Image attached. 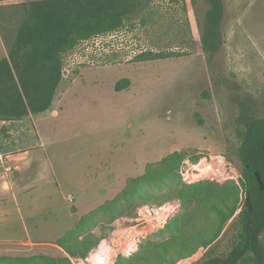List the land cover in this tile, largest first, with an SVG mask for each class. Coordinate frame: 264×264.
Returning a JSON list of instances; mask_svg holds the SVG:
<instances>
[{
	"label": "rangeland",
	"instance_id": "obj_1",
	"mask_svg": "<svg viewBox=\"0 0 264 264\" xmlns=\"http://www.w3.org/2000/svg\"><path fill=\"white\" fill-rule=\"evenodd\" d=\"M184 1L186 14L175 0H153L148 11L122 30L81 43L66 54L64 80L53 104L59 114L36 121L50 172L38 175L35 161L25 162L28 155L23 153L29 152L32 158L38 154L32 146L11 158L14 168L26 170L23 178L32 186L19 195L20 215L28 218V204L43 217L54 214L61 201V209L79 217V235L93 232L96 240L88 254L94 255L107 241L103 252L109 264H134L136 253L149 241H163L178 230L181 202L165 199L164 193L179 177L181 185L186 184L184 161L196 165L210 155H220L242 172L237 156L241 108L264 117V0H222L223 45L212 64L202 50L198 26L206 11L205 0H197L195 6L191 0ZM23 2L28 1L0 5L14 7ZM145 51L186 56L131 62ZM7 57L0 31V59ZM122 79H129L131 85L117 92L115 86ZM25 125L35 132L31 124ZM176 151L185 153L177 176L158 184L131 183ZM240 191V204H245V189ZM86 192H92L97 202L86 198ZM165 208L168 214L162 211ZM225 231L211 246H217L218 253L229 248L233 233L224 236ZM16 232L20 237L23 230L17 227ZM42 235L39 239L54 238L53 233ZM74 240L63 243L78 251L75 256L57 241L40 247L7 243L0 245V257L44 256L55 260L49 264H59L58 260L72 264L71 259L86 252ZM132 242L136 249L128 256L125 251ZM205 252L177 264H194Z\"/></svg>",
	"mask_w": 264,
	"mask_h": 264
},
{
	"label": "trees",
	"instance_id": "obj_2",
	"mask_svg": "<svg viewBox=\"0 0 264 264\" xmlns=\"http://www.w3.org/2000/svg\"><path fill=\"white\" fill-rule=\"evenodd\" d=\"M152 1L33 0L14 7L0 5V31L8 52L7 58L0 59V122L23 121L31 115L48 112L64 80L65 55L81 43L122 30L127 22L148 11ZM175 1L186 14V2ZM191 3L195 6L197 0ZM205 3L206 11L198 26L202 50L212 64L223 45L225 6L222 0H205ZM183 56H186L184 52L145 51L131 62ZM130 85L129 79H122L115 90L121 92ZM237 123L240 138L237 156L242 164L245 204H240L241 191L234 183L219 185L202 181L181 185L179 177L164 193L165 199L181 202L183 213L178 217V230L163 241H149L136 253L134 264H177L206 250L194 264H264V191L260 190L255 174L258 172L264 180V117L241 108ZM184 159L185 153L173 152L131 183L158 184L177 176ZM80 223L57 243L75 256L78 251L71 250L63 241L70 238L75 239V244L80 241L86 250L79 256L83 258L93 248L96 238L93 232L85 236L88 239L79 235ZM224 230V236L233 234L228 240V250L218 253L217 246H211ZM50 261L55 260L44 256L0 257V263L7 264H49ZM57 262L66 264L63 260Z\"/></svg>",
	"mask_w": 264,
	"mask_h": 264
},
{
	"label": "crops",
	"instance_id": "obj_3",
	"mask_svg": "<svg viewBox=\"0 0 264 264\" xmlns=\"http://www.w3.org/2000/svg\"><path fill=\"white\" fill-rule=\"evenodd\" d=\"M55 106L46 113L31 115L23 121L0 122V147L2 151L6 154L13 155V158L15 153L26 151L25 147L32 146L38 152L35 158H32L29 152L23 154L28 155V159L25 162L30 161L29 163H31L32 160L35 161L34 164L39 167L38 175L41 172L43 174L47 170L50 172L48 168L51 165L47 162V158L43 154L45 143L40 137L41 133L36 127V121L45 115L57 116L59 111L54 108ZM27 122L28 125L31 124L35 132L25 125ZM35 137H37L38 142ZM13 164L14 162L11 159L0 164V245L14 242L16 244L38 245L40 247V245H49L50 243L57 242L77 226L79 217L74 213H67L66 209H61L59 207L61 201L55 210L56 212L54 214L51 212L48 216H44L46 218L36 213L37 210H34L31 204L27 206L28 218L26 219L21 216L18 207V202L19 204L21 202L19 195L22 194V191H29L32 186L28 185L29 181L23 178L26 170L24 168L21 169V167L18 169L15 167V169ZM33 180L34 178L31 179V181ZM85 196L92 203L97 202L96 199H93L94 195L92 192H86ZM15 214L20 216L21 222H19L20 220L17 221V215ZM17 227L23 230L20 237H18L16 232ZM45 233H53L54 238L52 240L39 239Z\"/></svg>",
	"mask_w": 264,
	"mask_h": 264
},
{
	"label": "built area",
	"instance_id": "obj_4",
	"mask_svg": "<svg viewBox=\"0 0 264 264\" xmlns=\"http://www.w3.org/2000/svg\"><path fill=\"white\" fill-rule=\"evenodd\" d=\"M12 156L11 154L4 153L0 147V164L11 159ZM184 163H186L187 168L184 169L185 173L183 174L182 172V174L184 176V182L188 185H193L202 181H212L218 184L234 183L242 188V172L224 156L210 155L209 159L206 157L196 165H190L188 161H184ZM99 247H101V244ZM134 249H136L135 246ZM126 251L125 253H127ZM134 251L132 253H134ZM71 262L72 264H109L110 258L106 252H102L100 255L89 253L88 257L85 259H71Z\"/></svg>",
	"mask_w": 264,
	"mask_h": 264
},
{
	"label": "bare ground",
	"instance_id": "obj_5",
	"mask_svg": "<svg viewBox=\"0 0 264 264\" xmlns=\"http://www.w3.org/2000/svg\"><path fill=\"white\" fill-rule=\"evenodd\" d=\"M169 210H170V209H169ZM162 211L166 212V214L169 213L168 208H167V209H166V208H165V209H162ZM170 212H171V210H170ZM166 214H165V215H166ZM161 218H162V217H161ZM168 218H169V216L166 217V220H167ZM162 220L164 221V219H162ZM120 231H121V230H119L118 232H120ZM118 235H119V234H118ZM118 235H117V236H118ZM118 237H119V236H118ZM134 242H135V240H134ZM134 242H132V243L130 244L129 248L127 249V251H126V252H127V253H126L127 255H131L132 252L135 250V249H134ZM106 243H107V241H105V240L102 241V243H101V247H99V248L97 249L96 254H99V255L102 254L103 250L105 249V246H107Z\"/></svg>",
	"mask_w": 264,
	"mask_h": 264
},
{
	"label": "water",
	"instance_id": "obj_6",
	"mask_svg": "<svg viewBox=\"0 0 264 264\" xmlns=\"http://www.w3.org/2000/svg\"><path fill=\"white\" fill-rule=\"evenodd\" d=\"M255 174H256V178H257L260 190L264 191V180L262 179V176L258 172H256Z\"/></svg>",
	"mask_w": 264,
	"mask_h": 264
},
{
	"label": "flooded vegetation",
	"instance_id": "obj_7",
	"mask_svg": "<svg viewBox=\"0 0 264 264\" xmlns=\"http://www.w3.org/2000/svg\"><path fill=\"white\" fill-rule=\"evenodd\" d=\"M4 1H10V0H4ZM26 1L30 2V1H33V0H26ZM28 2H23V3H28ZM23 3H21V4H23Z\"/></svg>",
	"mask_w": 264,
	"mask_h": 264
}]
</instances>
